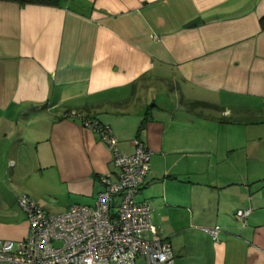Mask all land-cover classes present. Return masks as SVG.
<instances>
[{"label": "crops", "instance_id": "crops-1", "mask_svg": "<svg viewBox=\"0 0 264 264\" xmlns=\"http://www.w3.org/2000/svg\"><path fill=\"white\" fill-rule=\"evenodd\" d=\"M82 117L151 150L172 264H264V0L0 1V239L28 233L19 194L58 214L117 179Z\"/></svg>", "mask_w": 264, "mask_h": 264}, {"label": "built area", "instance_id": "built-area-1", "mask_svg": "<svg viewBox=\"0 0 264 264\" xmlns=\"http://www.w3.org/2000/svg\"><path fill=\"white\" fill-rule=\"evenodd\" d=\"M82 119L112 149L117 179L102 178L103 189L94 206L75 204L58 214L19 194L16 200L26 215L28 233L18 241L0 239V264H136L139 257L145 264H172L171 243L156 236L149 204L137 200L151 150L134 139L132 151L122 154L108 125ZM251 212V208L240 209L236 215L243 222ZM219 231V227L206 229L214 240Z\"/></svg>", "mask_w": 264, "mask_h": 264}, {"label": "trees", "instance_id": "trees-1", "mask_svg": "<svg viewBox=\"0 0 264 264\" xmlns=\"http://www.w3.org/2000/svg\"><path fill=\"white\" fill-rule=\"evenodd\" d=\"M0 1L13 2V3H17L19 5L36 4V5H44V6H57L61 0H0ZM191 105L193 107H195V106L208 107L209 104H207V103H192ZM68 113L69 112H67V114ZM86 119H88V118H86Z\"/></svg>", "mask_w": 264, "mask_h": 264}, {"label": "rangeland", "instance_id": "rangeland-1", "mask_svg": "<svg viewBox=\"0 0 264 264\" xmlns=\"http://www.w3.org/2000/svg\"><path fill=\"white\" fill-rule=\"evenodd\" d=\"M53 212H57V211H53ZM53 212H52V213H53Z\"/></svg>", "mask_w": 264, "mask_h": 264}]
</instances>
